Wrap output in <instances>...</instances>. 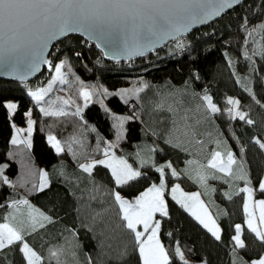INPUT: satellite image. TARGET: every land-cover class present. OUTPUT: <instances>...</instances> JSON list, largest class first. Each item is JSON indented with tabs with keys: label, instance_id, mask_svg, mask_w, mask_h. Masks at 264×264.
Instances as JSON below:
<instances>
[{
	"label": "trees",
	"instance_id": "obj_1",
	"mask_svg": "<svg viewBox=\"0 0 264 264\" xmlns=\"http://www.w3.org/2000/svg\"><path fill=\"white\" fill-rule=\"evenodd\" d=\"M261 24H264V0H246L215 22L184 36L183 53L168 44L157 53L129 63L108 62L93 43L77 34L68 35L56 42L58 48L54 55L56 61L65 63L62 70L68 83L57 81L43 99L46 108L51 105L50 110L63 109L67 115L41 112V103L37 104L29 94L30 89H38L31 85L39 77L28 82L0 79V166L7 165L4 175L15 184L13 187L0 183V223L10 220L24 229L26 241L42 257V264H56L50 249H62L61 264H87L89 255L98 257L101 264H114L104 253L111 251L114 255L118 247H131V239L116 215L117 209L110 198H106L108 203L104 205L93 201L91 208L84 207L85 200L81 197H87L94 180L106 189L115 187L133 200L148 186L159 182L156 167L171 162L180 175L173 177L171 170L166 169L168 216L159 215V237L173 264H182L175 255L176 247L184 252L189 264H232L238 257L250 260L264 254V242L244 225L242 237L247 247L237 249V256H233L231 237L235 235L236 222H243L245 218L244 192L240 191L244 180L207 167L212 152L232 151L244 162L253 186L264 177V149L256 142H264V29L259 28ZM47 79L45 84H40L42 88L48 86ZM144 84L148 87L138 96L131 92L127 97L117 95ZM83 88L95 90L87 106L81 95ZM103 89L109 94H103ZM205 94L212 97L220 112L205 111L202 101ZM229 97L240 101L239 110L246 112L254 124L230 118L226 111L233 107L227 103ZM8 99L17 104L14 113L4 107ZM158 104H163L165 109L171 106L174 111L160 110ZM77 107L81 112L74 115ZM177 108L181 114L191 110L188 115L197 132L195 139L203 141L198 144L192 139L189 143L191 137H184L181 130L178 135L187 151L165 142L171 120L178 118ZM29 110L35 125L31 146L13 145V125H25ZM116 117H130L123 122L119 140ZM48 134L57 137L63 152L56 151ZM109 143L115 145L112 151L117 156L124 157L143 173L122 190L114 185L110 169L98 165L89 177L80 168L82 163L103 157V149ZM188 160L198 163L189 165ZM233 168L238 169V165ZM42 172L48 173L49 186L39 191L34 185L40 183ZM198 173L208 176L206 184L200 182ZM177 183L188 191L197 188L203 192L222 226L220 241L172 200L170 189ZM255 189L256 194L264 197L258 187ZM21 199H27L54 222H45V228L31 232L27 206L20 205L18 213L11 207L12 200ZM96 212L101 216L96 219L94 231L88 232L81 227V221L91 224ZM10 213H14L15 219L9 218ZM69 229L79 233L81 247L75 249V256L72 254L75 241ZM94 235L103 240V248L93 239ZM14 252L15 246L0 251V264H15ZM128 264H139L138 255L133 253Z\"/></svg>",
	"mask_w": 264,
	"mask_h": 264
},
{
	"label": "snow or ice",
	"instance_id": "obj_2",
	"mask_svg": "<svg viewBox=\"0 0 264 264\" xmlns=\"http://www.w3.org/2000/svg\"><path fill=\"white\" fill-rule=\"evenodd\" d=\"M239 2L240 0H0V67L12 72L22 71L27 74L39 70L41 63H46L50 68H53L55 77L52 82L46 88H38L29 93L39 104L45 95L51 91L56 81L68 83L65 78L66 74L62 71L65 63L53 65L44 58V50L50 41L59 39L60 36L70 32L83 31L90 37L107 41L118 53H126L129 57L133 54L143 55L145 51L151 50L150 46H154L165 37H176L178 34L187 31L191 20L199 19L201 22H206L209 17L219 16L226 9L232 8L234 4ZM259 28L264 29V24L259 25ZM177 46L182 48L184 45L178 43ZM147 87L148 85L144 84L136 89L122 90L117 95L127 97L131 92L138 96ZM94 94L95 90L89 91L87 88L81 90L85 106ZM103 94H109L108 90L103 89ZM202 101L205 111L212 114L221 111L213 103L210 95L205 94ZM67 103L68 101H64V104ZM125 103H127L126 98ZM227 103L233 106L226 109L230 118L245 121L250 125L255 123L246 112L239 110V100L229 97ZM4 107L14 113L17 104L9 102ZM50 108L51 105L49 108H41L40 110L45 115H67L63 109L53 111ZM157 108L168 112L174 111L171 106L165 109L163 104H158ZM175 111L178 118L171 120V127L168 131L169 138L165 142L177 149L187 151V148L183 147L184 141L178 133L183 130L184 137H191L189 143L196 138V129L190 123L191 117L188 115L191 110H186L183 114L179 108ZM80 112L81 109L77 107L73 114L78 115ZM28 115L31 116V113ZM116 119L119 121L117 124L119 130L117 140H119L122 136L123 122L130 117H116ZM33 123L32 120L28 121L29 137L27 139H19V133L23 132L24 129H17L18 135L12 139L11 143L13 145L25 144L30 147ZM49 142L52 143L58 153L64 151L60 141L56 140L54 136L49 137ZM195 142L203 143L199 139H195ZM256 142L260 148L264 149V142L260 140ZM114 147L115 145L111 143L107 144L103 149L105 159H93L89 163L80 164V168L89 177H92L93 170L98 165L110 169L114 185L122 190L141 178L143 173L124 157L117 156L112 151ZM155 150L152 149V151ZM141 163L143 164L144 161ZM187 163L191 165L198 163V161L188 160ZM234 165H238V169L234 170ZM6 167L7 165L0 166V183L15 187L14 182L4 175ZM203 167L201 165V168ZM207 167L229 177L234 176L244 180L249 185L240 189L241 192L247 193L248 198V202L244 204V210L248 216L247 228L255 234L256 238L264 242V199L253 201L257 189L251 186L252 179L245 170L244 162L238 160L232 151H227L226 154L214 151ZM166 169L171 170L170 175L173 177L180 175L171 162L156 167V171L160 174L159 183L152 184L134 200L125 198L121 191L116 190L115 187L106 189L104 185L96 184L94 180V187L88 191L87 197H81L85 200L84 207L91 208L93 201L104 205L108 203L106 198H110L111 204L117 209L116 215L120 219L121 227L131 239V247L129 248L128 245L118 247L114 255L111 254V251L104 253L106 258L113 261L114 264H128L129 257L133 253L138 255L139 264H173L168 249L159 239L161 221L156 219L157 213L163 217L168 216V202L165 199V193L168 190L165 180ZM198 178L201 183H207L208 176L206 174L198 173ZM213 178L222 177L213 176ZM48 186V173L42 172L40 183L34 185V188L43 191ZM258 190L264 194V179L259 181ZM170 195L172 200L189 211L215 240H221L222 229L208 211L207 205L200 199V193H186L179 184H176L170 189ZM231 198L229 195L228 199ZM20 205H25L28 208L27 215L31 232L45 228V222L48 224L54 222L51 216L35 208L27 199L11 201L14 213L21 211ZM255 205L259 206L258 218L255 212L250 210ZM14 213H10L9 218L15 219ZM100 216L101 213L96 212L91 217V224L82 219L81 227L88 232H93L96 219ZM68 231L75 241L72 252L75 256V249L81 247L79 233L76 229H69ZM242 231V225L236 224V234L231 237L234 242L233 256H237V249H246L247 247L245 240L241 238ZM31 232H28L27 235H31ZM100 236L102 237L103 233ZM25 237L24 229L17 228L10 223H0V251L16 246L22 258L26 260V264H42V257L30 247ZM93 239H96L102 248L104 247L102 239L95 235ZM107 247L112 250L111 244H108ZM61 252L62 249H50V256L56 259V264H61L59 259ZM175 255L179 257L182 264H189V261L185 259L184 252L179 247H176ZM86 260L87 264H101L98 257L91 255L87 256ZM232 264H264V254L252 260H244L243 257H238L233 260Z\"/></svg>",
	"mask_w": 264,
	"mask_h": 264
},
{
	"label": "water",
	"instance_id": "obj_3",
	"mask_svg": "<svg viewBox=\"0 0 264 264\" xmlns=\"http://www.w3.org/2000/svg\"><path fill=\"white\" fill-rule=\"evenodd\" d=\"M244 1H246V0H240V2L238 4H234L232 8L226 9L219 16L209 17L206 20V22H201L199 19L191 20L189 22V27H188L187 31H185L181 34H178L176 37H165L164 39L160 40L154 46H150L151 50L145 51L143 55L133 54L129 57V55L126 53H118L117 51L113 50L111 44L108 43L107 41L95 39L93 37H90L88 34L84 33L83 31H81V32H70L66 35L60 36L59 39H55V40L50 41L48 44V47L44 50V58L47 60L48 56L50 55V53L53 50L52 47L55 45L56 42L65 39V37L68 35H76L77 34L78 36L84 38L85 40H88L91 43H93L101 51V53H102V55L106 61H108V62L109 61H114V62L128 61L129 62L133 59L145 57L148 54H151L153 51L159 50V49L163 48V46L170 44V42H172L175 39L183 38L184 36L192 33L194 31V29L202 28V27H205V25H208V24L215 22V20L222 17L225 13L234 9L237 5H239L240 3L244 2ZM46 65H47L46 63H41L39 70H37L31 74H27V73H24L22 71L21 72H12L10 70L4 69L3 67H0V79L5 78V79H9V80H17L20 82L32 81L36 77H39V76L44 74V72H45L44 70H45Z\"/></svg>",
	"mask_w": 264,
	"mask_h": 264
},
{
	"label": "rangeland",
	"instance_id": "obj_4",
	"mask_svg": "<svg viewBox=\"0 0 264 264\" xmlns=\"http://www.w3.org/2000/svg\"><path fill=\"white\" fill-rule=\"evenodd\" d=\"M182 41H184V40H180V43H182ZM174 46H176L175 44H173ZM172 45V46H173ZM170 49H168V51H169ZM59 63H61V61L59 60H57L56 61V64H59ZM55 64V65H56ZM63 72H64V70H62ZM49 77V78H48ZM55 77V72H54V70H53V68H52V70L51 71H49L48 73H47V75H46V77H43V78H39V79H37V80H35V83H33L32 85H31V88H33V89H35V86H37L38 88H42V86L40 85V84H45V82L44 81H46V79H47V82L48 83H51L52 82V80H53V78ZM57 82V81H56ZM44 87V86H43ZM31 90V92L33 91L32 89H30ZM36 91V90H35ZM9 102H11V103H15V100H13V99H8V100H6V103H9ZM84 102H85V100H84ZM88 102H90L89 100L87 101V103ZM41 104H40V107L41 108H46L47 107V104H46V102L43 100L42 102H40ZM56 109H57V107H55ZM28 113H31V111L29 110L28 112H27V115H28ZM29 120H32V121H34V117H33V114L31 113V116H27V121H26V124L25 125H20V126H23V127H20V126H17V124H15V125H13L14 126V130H13V134H12V139L14 138V137H17V129H24V131L23 132H20L19 133V136H18V138L19 139H21V140H24V139H27L28 137H29V133H28V131H27V129H28V127H29V124H28V121ZM34 127H35V125H34V123L32 124V130H31V133H32V131H33V129H34ZM50 136H54L55 138H56V140H57V137L55 136V135H53V134H48V139H49V137ZM52 144V143H51ZM223 153V152H222ZM106 157L105 156H103V157H101V158H98V159H105ZM40 178H41V176H40ZM159 183V182H158ZM158 183H155V184H158ZM177 184H179L180 185V187L184 190V192H186V193H189V194H191V193H200V197H203L202 195V193L203 192H201V190L200 189H197V188H193V189H191L190 191H188V190H186L185 188H184V186H183V184H181V183H177ZM176 185V184H175ZM174 185V186H175ZM152 186V184L150 185V186H148V188L149 187H151ZM173 186V187H174ZM148 188H146V189H144L142 192H144V191H146ZM142 192H140V193H138L137 194V196H139ZM125 197V196H124ZM125 198H127V199H130V198H128V197H125ZM131 200V199H130ZM134 200V199H133ZM202 201H203V198L201 199ZM206 204V203H205ZM160 214L159 213H157V215H156V219H158V220H160V216H159ZM3 223H10V224H12L13 226H15V227H17V228H19L18 227V225H15L14 223H12L10 220L9 221H5V222H3ZM159 235V234H158ZM159 239H160V241H161V243H163V241H162V239H161V237H159ZM164 244V243H163ZM34 250V249H33ZM35 251V250H34ZM14 263L15 264H26V260L24 259V258H22V255H21V253L19 252V250L16 248V246H15V252H14ZM190 259V258H189ZM191 260V259H190Z\"/></svg>",
	"mask_w": 264,
	"mask_h": 264
},
{
	"label": "crops",
	"instance_id": "obj_5",
	"mask_svg": "<svg viewBox=\"0 0 264 264\" xmlns=\"http://www.w3.org/2000/svg\"><path fill=\"white\" fill-rule=\"evenodd\" d=\"M17 126H20V125H17ZM20 127H23V126H20ZM31 134H32V133H31ZM31 134H30V144H31V141H32V136H31ZM245 170L248 172V175H249V171L246 169V166H245ZM262 179H264V177H263ZM247 186H249V185H247L246 182L244 181V183L241 185V188H243V187H247ZM251 186H252L253 188H255V187H258V184L255 185V186H253V184H251ZM202 196H203V195H202ZM202 198H203L204 203H206L205 205H207L208 211L212 214L213 218H214V219L216 220V222L219 224L218 219H217V217H216V214L212 211L210 204L206 201V199L204 198V196H203V197H200V199H202ZM261 199H264V197L261 196V195L256 194V192H255V193H254V196H253V201H258V200H261ZM246 202H248V198H247V193L244 192V204H245ZM250 210L255 212L257 218L259 217V206H258V205H255L254 207L250 208ZM244 212H245V210H244ZM247 219H248V216H247V213L245 212V218H244V221H243V222H236V224H240V225H242V229H243L244 225H247V223H246ZM219 225H220V227H221V229H222L221 224H219ZM234 234H236V232H235ZM242 234H243V233H241V238L243 239ZM233 244H234V242H233ZM258 257H259V256H258ZM258 257H255V258H252V259H256V258H258ZM252 259H250V260H252Z\"/></svg>",
	"mask_w": 264,
	"mask_h": 264
},
{
	"label": "built area",
	"instance_id": "obj_6",
	"mask_svg": "<svg viewBox=\"0 0 264 264\" xmlns=\"http://www.w3.org/2000/svg\"><path fill=\"white\" fill-rule=\"evenodd\" d=\"M180 40H182V38H178V39H175V40H173L172 42H170V44L169 45H173V44H175L176 45V47H177V49L179 50V53H183L184 52V46L181 48V47H178L177 45H178V43H180ZM184 45V44H183ZM57 48H58V45L55 43V45L52 47V52L50 53V55L48 56V58H47V60L48 61H50L53 65H55L56 64V59H54V55H55V52H56V50H57ZM157 51L158 50H155V51H153L152 53H157ZM126 63H129L128 61H125ZM52 70V68H50L49 67V65L47 64L46 65V67H45V72H44V74L43 75H41V76H39V78H43V77H46V75H47V73L49 72V71H51ZM38 78V79H39Z\"/></svg>",
	"mask_w": 264,
	"mask_h": 264
}]
</instances>
